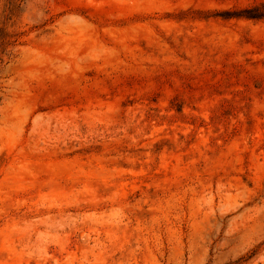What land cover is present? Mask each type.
<instances>
[{
	"label": "rangeland",
	"instance_id": "obj_1",
	"mask_svg": "<svg viewBox=\"0 0 264 264\" xmlns=\"http://www.w3.org/2000/svg\"><path fill=\"white\" fill-rule=\"evenodd\" d=\"M0 264H264V0H0Z\"/></svg>",
	"mask_w": 264,
	"mask_h": 264
}]
</instances>
